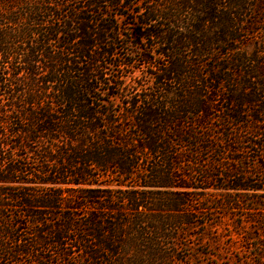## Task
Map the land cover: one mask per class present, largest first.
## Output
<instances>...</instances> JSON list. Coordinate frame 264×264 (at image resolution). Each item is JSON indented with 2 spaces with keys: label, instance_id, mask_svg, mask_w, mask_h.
Segmentation results:
<instances>
[{
  "label": "trees",
  "instance_id": "obj_1",
  "mask_svg": "<svg viewBox=\"0 0 264 264\" xmlns=\"http://www.w3.org/2000/svg\"><path fill=\"white\" fill-rule=\"evenodd\" d=\"M129 17L150 84L114 73ZM263 26L264 0H0V264H201L227 211L263 232Z\"/></svg>",
  "mask_w": 264,
  "mask_h": 264
},
{
  "label": "rangeland",
  "instance_id": "obj_2",
  "mask_svg": "<svg viewBox=\"0 0 264 264\" xmlns=\"http://www.w3.org/2000/svg\"><path fill=\"white\" fill-rule=\"evenodd\" d=\"M133 22L134 20L132 17H129L128 20L125 21V34L127 35L129 42H133V44L128 48L129 51H119L120 57L115 61V64L119 65L121 62L126 60L127 62L136 63L135 67L125 69L115 67L114 73L117 76H122V79L126 84L137 85L142 81L150 84L153 81L147 74L150 70L143 64L138 53L139 51L141 52L142 49L150 47L153 42L146 45L143 44V42L137 41L134 38L135 31H133ZM259 31L260 32L257 33V36H264V26ZM138 43H140V48L137 47ZM251 49H253V47H251ZM124 54H126V56ZM242 134H246L245 130H243ZM241 147L243 146L241 145L240 148ZM257 154L258 153L251 152V154L247 153L229 157L245 159L248 158L249 155H252L254 156V160H256L255 156ZM260 154L261 156L259 161L262 162L264 161V152ZM253 163V160H250L251 167L255 165V163ZM226 164H228L227 166L229 167L236 166L234 163L227 162ZM252 169L253 170L250 171L253 173H264V169L256 170L254 167ZM231 212L232 211H227L225 213L226 215L218 214L216 227L211 230H206L205 233L207 236L202 240H198L197 238L202 233V230L191 231L187 244L192 250L186 252V254L201 255L202 257L198 259L201 264H264V231L261 232L257 230L255 226L252 225L253 223L250 218H240L245 212H241L242 214L240 212ZM246 236L251 238L247 240ZM211 253L213 255H217L219 258L217 259L215 256H211ZM257 253L263 256L261 257L260 255H257ZM53 262L54 264H61L58 257H54Z\"/></svg>",
  "mask_w": 264,
  "mask_h": 264
}]
</instances>
